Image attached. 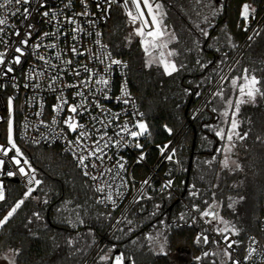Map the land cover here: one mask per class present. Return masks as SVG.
Returning a JSON list of instances; mask_svg holds the SVG:
<instances>
[{
	"label": "trees",
	"instance_id": "obj_1",
	"mask_svg": "<svg viewBox=\"0 0 264 264\" xmlns=\"http://www.w3.org/2000/svg\"><path fill=\"white\" fill-rule=\"evenodd\" d=\"M160 2L165 6L167 31L176 36L168 49L178 53L172 59L185 64L186 69L167 76L156 64L146 66L148 57L139 43L140 38L133 36L131 43L126 40L133 28L128 23L125 10L118 6L114 7L105 27L104 40L116 57L129 63V83L141 106L143 120L149 126L151 135L146 139L150 145L171 140L187 123L193 110L204 104L178 145L179 172L172 163L164 164L160 169L163 177L174 178V189L179 196L183 195L182 201L177 202L176 195L165 191L140 202L127 216L133 224L122 222L105 240L115 214L96 203L97 197L89 181L79 173L73 160L57 147L44 148L18 142V147L36 169V177L41 184L0 229V258L11 254L15 264H104L99 260L101 255L115 256L124 252L135 260V264H198L196 257L202 256L205 250H211L213 245L194 243L197 234L206 228L198 219L193 224L191 216L186 215L185 220L179 217L186 213L185 205L191 207L196 203L203 209L205 200L219 203V214L240 230V235L236 236L238 240L244 243L250 235L260 236L259 221L264 202V99L258 97L255 104L241 107L239 131L248 132V137L237 141L234 156L241 168L231 166V171L221 168L219 160L222 156L216 153L221 142L205 127L220 122L221 117L211 109L221 108V105L218 100L206 104L205 101L211 99L218 72L224 69L245 38L242 6L248 4L262 13L264 0ZM201 29L208 31L207 38L201 34ZM155 54L158 56V52ZM225 54V62L219 63ZM197 59L211 63L201 69L196 64ZM262 62L264 28L229 76L238 75L241 68L256 69L258 77L262 76ZM223 84L230 89V80ZM186 89L190 92L186 93ZM214 155L217 160L211 166L204 163ZM157 156L158 151L153 149L150 163ZM192 185L200 190L198 198L190 196ZM11 189L10 200L0 207V219L26 191L16 183L11 184ZM160 189L161 183L156 180L152 192L158 194ZM36 212L42 217L39 221L33 216ZM153 212L157 214L152 215ZM129 227L133 229L131 233L128 232ZM148 236L153 239H147ZM160 237L166 240V255L154 250ZM101 245L102 249L96 254ZM113 246L114 251L109 253ZM15 249L19 250V255L11 251ZM203 264H211V261L205 259Z\"/></svg>",
	"mask_w": 264,
	"mask_h": 264
},
{
	"label": "snow or ice",
	"instance_id": "obj_2",
	"mask_svg": "<svg viewBox=\"0 0 264 264\" xmlns=\"http://www.w3.org/2000/svg\"><path fill=\"white\" fill-rule=\"evenodd\" d=\"M36 0H0V10L5 14H0V42H3L2 36L5 32L3 26L8 24L9 16H15L20 13L21 5H29L35 3ZM83 5V11L79 13H73L71 16L64 17V23L71 25V28L65 29L63 32L60 31L58 27L54 32H44L39 38L43 41L47 37H52V42L44 45L42 43H36L32 45L33 54L37 56V59L43 62L44 68L37 71L33 70L32 74H29L28 79L33 80L38 78H43L47 76L48 90L57 93V104L53 106V111L57 114L53 116L52 125L57 123V116L64 112L67 108V115L63 124L65 128H61L57 136H62L66 140L67 151H70L77 162V167L82 170L85 177H89L93 182H95V191L101 194L100 198L96 200L97 204H104L106 207L111 205L113 208L118 206V199L125 195L122 188L128 186L129 181L125 179L122 173L126 172L125 162L121 158L112 166L108 167L105 164V158L111 160V157L107 155V149L110 147H120L123 145H132L138 149H143V145L140 143L139 138L143 136H150L148 124L143 120V113L134 112V117L138 116L140 119H135L134 122L130 124L129 121H124L122 125L114 124L115 120H119L120 113H113L111 109H107L103 104L99 102L98 97L103 96L104 99H108L107 92L111 88V71L113 65H122L127 67L122 61L114 59L112 53L108 51V45L101 42L100 37L101 32L95 31V44L98 46L96 52L91 49L85 48L81 50L82 34L86 36L93 35L91 29H95L97 25V20L91 18L94 17V13L89 12L88 0H81ZM113 5H116L125 10L128 17V23L133 26V32L126 37V40L131 43L132 37H139V43L142 46L143 52L148 57L146 61V66L151 67L156 64L163 68V74L167 76H173L174 74L186 69V65L183 63H178L176 60L172 59L177 56L178 53L175 50H169L168 46L174 40L176 36L174 33L167 31V26L164 24V18L166 12L164 11V5L160 0H96L97 10L102 12L100 17L101 20H106L111 12ZM40 6H46V0H42ZM65 7H72V0H67ZM62 11V10H61ZM255 9L251 8L250 5L244 4L241 11V20L243 21L244 30L247 31V26L251 18H254ZM24 19L27 20L31 15L28 7L23 8ZM43 16L48 17L50 13L45 11L42 13ZM57 13L53 11L51 16L55 18ZM77 17H86L88 19L84 21H79ZM87 25L85 27L84 25ZM15 27V26H13ZM34 25L27 24V31L24 34L14 49V55L9 58L6 62L7 52H0V77H8L9 74L14 72L12 64H21V58L25 55V48L28 46L29 40L32 37V29ZM71 33V41L69 44L65 40V47L61 48L58 41L61 37H67ZM15 36L20 37L21 33L19 29H16L13 33ZM201 34L207 38L209 33L205 29H201ZM257 35L259 33H256ZM230 39V37H229ZM251 40L252 37L250 36ZM23 46V47H22ZM235 46V45H233ZM44 47L45 49L55 50L54 56H49L45 54H40L39 49ZM219 51V49H217ZM158 52V56L155 54ZM69 53L71 54L69 56ZM87 55L90 61H95L100 65L104 66L103 72L99 69L89 68L88 65L80 64L77 57ZM68 57L65 59L64 57ZM227 54L221 59L219 63H224ZM54 61H58L56 63ZM211 63V62H208ZM208 63H202L201 60L197 59L196 64L201 68H207ZM237 63H239L237 61ZM264 63V62H262ZM229 73L233 71L232 67H228ZM66 72H70L75 77H81L82 73H87L82 79H78L73 83L63 82V75ZM256 69L241 68L239 74L236 76H229L223 73L222 70L218 72L219 82L215 91L211 92V99L208 103L214 100H218L221 108L213 107L211 111L217 113L221 120L216 125H205L210 131L221 142L220 146L216 148V153L222 156L219 160V164L222 169L233 170L231 166L235 169H240L241 165L231 158L234 148L236 147L237 141H244L248 137V132L241 133L239 131L240 124L242 121L238 119L242 105L255 104L257 98L264 99V75L259 76L256 74ZM14 79V78H13ZM230 80V89L224 87L223 82ZM127 81L125 80L121 85V95L116 97L117 101L129 104L131 101V95L127 91ZM4 85H0L3 87ZM17 87V85H13ZM25 87L39 88L41 85L39 82L35 84L26 83ZM197 87H200L198 84ZM75 89L73 93V99L75 103H69L68 98L64 95L66 89ZM186 93L190 90L186 89ZM197 96L200 95L199 92L196 93ZM235 96V99L232 97ZM134 103V101H133ZM95 108L98 110V114H92L91 109ZM8 110H9V120L7 129V146L0 145V154L4 157H8L10 152H14L11 156V162L15 165V170L7 171L6 175L9 177H14L16 175H21L25 178V182L28 185L23 197L16 201L14 205L10 206L6 215L0 219V229H3L9 220L16 214L18 209L25 203V201L31 197V194L36 190L32 185L39 186L41 181L36 177V169L32 166L30 160L24 155L21 149L17 146V143L13 135V120L11 118L13 112L12 98L8 100ZM84 113H89L91 127L86 126L77 119V117L82 116ZM37 116L42 115L41 112L36 113ZM45 127H51V125L45 124L43 120L40 121ZM99 125V126H97ZM27 127V124L25 125ZM109 128H113L112 135H109ZM66 129V131H65ZM171 133V129H168ZM69 133L75 134L74 140L67 139ZM95 136V139H93ZM205 139H207L205 137ZM37 142L38 141H34ZM134 142V143H133ZM162 157L167 161H173L176 156L175 149L169 150L168 145L159 146L157 145ZM167 153V155H165ZM145 154L141 151L140 156L137 158V162L143 161ZM217 160V156L214 155L212 159L205 161L204 163L212 165L213 162ZM99 161V164L97 163ZM177 163H179L177 161ZM5 160L0 159V169L3 168ZM89 168L96 170L95 174L89 171ZM171 172H169V175ZM107 177V179H105ZM119 178L120 183L116 184V180ZM143 185L150 186V179L143 181ZM173 185L172 179H168L162 186L161 191L171 188ZM201 195L200 190L196 189L195 185H192V190L190 191V196L198 198ZM6 199V194L4 190V185L0 183V201ZM152 199L151 196L146 195L143 188L140 190L138 197L134 199V203H139L141 200ZM213 200L215 201V196L213 195ZM47 203V200L44 201ZM205 207L200 208L199 204L193 203L191 210L188 213H181L180 219L185 220L186 215L191 216V222L193 224L197 221V216L192 215V213H198L199 219L203 221L204 224L211 225L210 228L203 229L199 232L195 238L194 243L197 245H209L215 246L214 251H203L202 256L196 257L198 264H203V261L209 256L215 257L211 261V264H247V262L252 261L254 253L258 251L256 245L258 242L255 237H249V244L245 248L244 261L242 262L236 256V250L240 247L243 241L232 239L233 236H239L240 230L235 224H230L229 221L225 220L217 211L219 203H210L209 201H204ZM232 207L231 204L228 205ZM159 208V205L156 206ZM153 212L152 215H156ZM110 215V214H109ZM36 220H41L42 217L40 213H33ZM83 223V221H80ZM126 223L127 225H132L133 221L124 217L123 220H117L116 223ZM187 222V221H186ZM219 225H223L220 227ZM123 231V229H120ZM133 229L129 227L128 232L131 233ZM209 233H214L221 239L217 240L215 238L210 239ZM147 239H153L148 236ZM69 245L72 241H68ZM135 244L136 241L134 240ZM166 243V240H165ZM223 244L221 248L220 245ZM115 246L109 249V253L114 251ZM160 253L167 254L165 252L164 243L159 245ZM14 255H19V250H11ZM3 259L8 260L9 264H15V259L9 260L8 256H4ZM101 262L108 264H135V260L131 256H126L124 252H121L115 256L110 254L101 255L99 257ZM262 260H264V254H262ZM255 264V262H253Z\"/></svg>",
	"mask_w": 264,
	"mask_h": 264
},
{
	"label": "built area",
	"instance_id": "obj_3",
	"mask_svg": "<svg viewBox=\"0 0 264 264\" xmlns=\"http://www.w3.org/2000/svg\"><path fill=\"white\" fill-rule=\"evenodd\" d=\"M42 0H36L35 3L29 4V5H21L19 6L21 11L15 16H9L8 18V24L3 26L5 28V32L2 36L3 42H0V52H7L8 56L6 57V62H8L9 58L13 57L14 55H18V53L14 52L15 47L17 46L18 41L24 37L25 32L27 31V24L34 25L32 29V37L29 40L28 46L25 48V55L21 58V64L16 65L12 64V67L14 68V72L9 74L8 77H0V85H4L3 87H0V145L7 146V129H8V120H9V110H8V100L11 97L12 98V105H13V112H12V120H13V135L14 139L17 143L18 142L31 145V146H39L44 148H53L57 147L61 150V152L67 156H69L73 162L75 163V166L79 173L86 178L91 188L93 189L97 199L100 198L101 194L97 193L95 191V182H93L89 177H85L82 173V170L77 167V162L74 159L72 153L70 151H67V144L65 138L62 136H57L56 133L60 131L61 128H65L63 124L64 118L69 115L67 112V108H65L64 112L60 113L57 116V123L55 125H52V119L53 116H56L57 114L53 111V106L57 104V93H54L52 91L48 90V83L49 80L47 76L43 78H38L29 80L28 76L29 74L33 73V70H41L44 68L43 62L37 59V56L33 54V48L32 45L36 43H42L44 45H47L48 43L52 42V37H47L43 41H40V37L44 32H54L57 30V28H60V31L63 32L65 29L71 28V25H67L64 23V17L65 16H71L73 13H79L83 11V5L81 4V0H72V7L67 8L65 7V4L67 3V0H46V6H40ZM89 4V12L94 13V17H91L95 20H97V25L95 29H91L93 32V35L86 36L82 34V41H81V50L88 48L91 49L93 52H96L98 49V46L94 43L97 37L95 36V31H99L102 33L100 40L102 43L107 44L104 40V31L105 27L109 21V19L112 16L113 9L116 5H113L111 12L106 20H101L100 17L102 15V12L97 10L96 7V0H88ZM28 7L31 15L28 17L27 20L24 19L23 14V8ZM255 9V13L251 14L254 15V18H251L247 26V31L243 30L245 32V38L238 47V49L235 51L225 68L223 69V73L226 75H229L228 67L229 65L234 69V67L238 64L244 53L247 51V49L252 45V43L255 41V39L258 37V35L261 33L262 29L264 28V11L262 13H259L258 9ZM62 10V11H61ZM48 11L50 15L48 17H45L42 15L43 12ZM55 11L57 13L56 17L53 18L51 16V13ZM0 14H5L0 10ZM79 21H84L88 18L86 17H77ZM15 26V27H13ZM87 27V25H84ZM16 29L20 30L21 36L17 37L13 33ZM256 33H259L258 35ZM252 37L250 40L249 37ZM65 40L69 44L72 43L71 41V33L67 37H61L58 41L59 46L61 48L65 47ZM108 45V44H107ZM23 47V46H22ZM108 51L112 53V57L114 59H118L122 61L124 64L127 65V67H123L122 65H113L112 71H111V88L108 90L107 95L108 99H104L103 96H99V102L104 105L105 108L111 109L113 113H120L119 120H115L114 124L122 125L124 121H129L130 124L135 121V119H140V117L136 116L134 117V112H142L141 106L138 103L135 95L133 94L131 90V86L129 83V63L122 59L116 57L111 47L108 45ZM40 54H45L49 56H54L55 50L53 49H45L44 47H41L39 49ZM71 54L69 53V56ZM67 59L68 57H64ZM80 64H87L89 68L99 69L101 72H103L104 66L100 65L99 63L95 61H90L85 56L77 57ZM56 63H59L58 61H54ZM87 73H82L81 77H75L70 72H66L63 75V82L66 83H73L78 79L84 78ZM14 78V79H13ZM127 81V91L131 95V101L129 104L125 105L124 103L117 101L115 98L121 95V85L124 81ZM39 82L40 87L34 88V87H25L24 85L26 83L29 84H35ZM219 82V76L215 83L212 86L213 91L216 90ZM17 85V87H14L13 85ZM75 89L69 88L66 89L64 92V95L68 98L69 103H75L76 101L73 99V93L75 92ZM212 91V92H213ZM134 101V103H133ZM203 107L200 108V106L197 108V111L193 114H191L190 118L193 121ZM41 112L42 115L37 116L36 113ZM92 114H98V110L95 108L91 109ZM77 119L80 121V123L85 124L86 126L91 127V121L89 117V113H84L82 116L77 117ZM43 120L45 124L51 125V127H45V125H42L40 121ZM27 124V127L25 125ZM187 124L190 125V123L187 120V123L179 130L171 140L168 142H165L163 144H157L159 146L168 145L169 150L175 149L176 156L174 157L173 161H167L165 160L157 145H150L146 139V136L140 137L139 141L143 145V149H138L132 145H123L120 147H110L107 149V155L111 157V160H108L105 158V164L108 167H112L117 160H120L121 158L125 162L126 172L122 173V175L129 181L128 186L126 188H122L121 190L124 191L125 195L118 199V206L116 208H113L111 205H108L107 207L104 204H100V206L104 209L110 210L115 214V217L110 224L108 230H107V237L105 240H107L109 237L112 236V234L115 232V230L120 226V224H117V220H123L124 217H127L128 214L132 211V209L139 204L140 202L147 201L149 199L141 200L139 203H134V199L139 196L140 190L143 188L146 195L151 196L152 199L160 195L161 193L168 191L176 195L178 198L180 197L179 194L175 191L174 186L172 185L171 188L164 190L163 192L159 190L158 194H154L152 192L154 182L158 180L161 183V186L168 180L167 178L163 177L160 174V169L164 164L172 163L176 166V172H179V163L178 157H177V149L178 145L180 143V140L184 133L187 131ZM99 126V125H97ZM113 128H109V135H112ZM66 131V129H65ZM67 139L74 140L75 134L69 133L67 135ZM93 139H95V136H93ZM34 141H38L34 142ZM134 143V142H133ZM153 149H156L158 151V156L155 161L151 162L149 161L150 154ZM141 151L145 154V158L143 161L137 162V158L140 156ZM14 155V152H10L8 157H4L2 154H0V159L5 160V164L3 165V168L0 169V183L4 185V190L6 194V199L4 201H0V207L4 206L11 197V184L13 179H18V183L20 184L25 190L27 189L28 185L25 182V178L21 175H16L14 177H9L6 175L7 171L9 170H15V165L11 162V156ZM167 155V153H165ZM179 162V161H178ZM99 164V161L97 162ZM89 171L95 174L96 170H93L89 168ZM176 173V175H177ZM107 179V177H105ZM146 179H150V186L149 185H143V181ZM172 181H174V178H172ZM116 184L120 183L119 178H117ZM32 187H36V185H32ZM182 201V199H181ZM191 210V207L188 205H185V211L188 213ZM192 215L197 216V219L201 222V224L205 228H210L211 225L204 224L203 221H201L198 217V213H192ZM260 236L257 235H250L247 237L245 242L240 245V247L236 250V256L239 258L242 262L244 261L245 256V248L249 244V237H255L256 241L258 242L256 245H253L254 247H257L258 251L254 253L252 261L247 262V264H264V260H262V254H264V202L262 204V210H261V217H260ZM210 238H215L217 240H220L221 238L219 236H216L214 233H209ZM232 239H237L236 236H233ZM223 246V244H221ZM102 246L98 249L96 254L102 249Z\"/></svg>",
	"mask_w": 264,
	"mask_h": 264
},
{
	"label": "rangeland",
	"instance_id": "obj_4",
	"mask_svg": "<svg viewBox=\"0 0 264 264\" xmlns=\"http://www.w3.org/2000/svg\"><path fill=\"white\" fill-rule=\"evenodd\" d=\"M251 8H252V7H251ZM131 26H132V25H131ZM132 28H133V26H132ZM224 68H225V67H224ZM222 71H223V70H222ZM207 102H208V100L205 101V104H206ZM202 107H204V104L202 105ZM197 108H198V107H197ZM197 108L193 110V112H192L193 115H194V113L197 111ZM220 120H221V118H220ZM186 128H187V129L189 128V124H187ZM234 152H235V148H234V150H233V153H232V155H231V158H232L233 160H236V161H237V158L234 156ZM230 167H231V165H230ZM233 167H234V166H233ZM161 235H162V234H161ZM161 235H160V236H161ZM158 242H159V243H158V245H157L156 247H154V250L157 251L158 253H160L159 245H160L161 243H164V247H165V250H166L165 239L160 237ZM221 248H222V247H221ZM214 250H216V248H215V246L213 245L212 249H211V250H207V251H214ZM6 256L9 257V260L13 259V257H12L11 254H8V255H6ZM182 256L184 257L185 255H182ZM178 258H179V257H178ZM184 258H185V257H184ZM208 259H209L210 261H212L213 259H216V258H215V257H212V256H209ZM208 259H206V260H208ZM0 264H9V261H8V260H5V259H3V257H1V258H0Z\"/></svg>",
	"mask_w": 264,
	"mask_h": 264
},
{
	"label": "water",
	"instance_id": "obj_5",
	"mask_svg": "<svg viewBox=\"0 0 264 264\" xmlns=\"http://www.w3.org/2000/svg\"><path fill=\"white\" fill-rule=\"evenodd\" d=\"M188 122L190 123V125H191L192 122H193V121L191 120L190 117L188 118ZM195 137H196V133H195ZM195 144H196V140H194V142H193V150L195 149ZM191 163H192V160H191V162H190V166H191ZM12 182H14V183H18L19 181H18V179H13ZM182 198H183V195H181V196L178 198L177 202H180Z\"/></svg>",
	"mask_w": 264,
	"mask_h": 264
}]
</instances>
